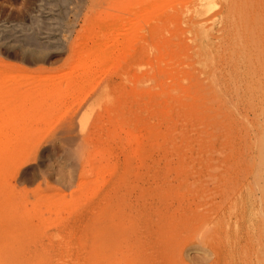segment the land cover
I'll return each instance as SVG.
<instances>
[{"label":"rangeland","instance_id":"374dc122","mask_svg":"<svg viewBox=\"0 0 264 264\" xmlns=\"http://www.w3.org/2000/svg\"><path fill=\"white\" fill-rule=\"evenodd\" d=\"M154 1L161 10L131 44L120 36L104 55L92 41L103 19L117 20L136 0H0V264H142L150 253L155 264L183 256L246 264L252 257L257 219L244 220L242 209L250 178L222 157L219 137L204 139L211 112L192 97L195 45L202 33L220 36L227 0H148L138 8ZM70 48L89 60L101 53L100 66L89 76L71 69ZM181 81L192 86L188 98ZM36 140L42 144L20 175L7 178L30 198H14L4 180L25 149L16 142ZM40 183L52 200L31 193ZM50 184L54 191L45 190Z\"/></svg>","mask_w":264,"mask_h":264},{"label":"bare ground","instance_id":"6f19581e","mask_svg":"<svg viewBox=\"0 0 264 264\" xmlns=\"http://www.w3.org/2000/svg\"><path fill=\"white\" fill-rule=\"evenodd\" d=\"M136 1H137L136 6L133 8H129V7H127V9L124 8L125 10H122V13H120L121 15L119 16L120 18H118L117 20L115 19L111 22H106V20H108V18L111 17V14L107 15L105 20L103 19V22L101 23L99 27L100 30L95 34V38L92 39L94 50L102 52L104 55H107L106 52L109 51V46L110 45L113 46L114 44H116V41L118 40L120 36L124 38L122 40V43L126 45V47L129 46L131 44L132 39L136 36V34L143 30L144 22L149 21L153 15H155L161 10L159 9L161 7L156 6L155 1L154 2H155L156 7L152 9L140 7L139 9L138 6L143 4L144 2L147 3L148 0H136ZM180 2H177L178 4L177 6H179ZM226 2H227L226 19H227L228 24H226V27L219 30L220 33L217 32V34H220V36H215V39L213 40V38L210 37L212 33H210L211 35L206 34V33L201 34L200 33L201 30L199 28L197 30V31L200 30L198 34L199 35L201 34V35L199 36L200 42L197 45H195L196 50L193 49L196 53L193 64L194 66L195 64L197 65L196 70L198 72L195 70L194 73L197 72L198 75L197 76L193 75L192 78L191 76H189V78L194 80L193 84L195 85H193V88L196 87L195 92L193 93L194 96L192 97H195V100H198L199 107L204 108L205 111L211 112V115L205 118V121H207L210 127V131L207 130L206 136H204L205 137L204 139L217 140V138L219 137V140L224 147L223 151L221 152L222 157L227 160H231L233 162L230 165L232 169L240 171V173L242 174L248 175V180L250 178V180L248 181L245 187L246 188L245 191H248L247 195L245 199L242 201V209L245 208L247 211V212H243V219L244 220L248 219L249 221L250 217H254L255 219H257V221H255V234L251 239L252 244L250 243V246H249V249L252 252V257L249 258V262L246 264H264V0H227ZM183 3H185V1H183ZM197 3H199L198 0L194 4H197ZM180 5H182V3H180ZM174 6L176 5L171 6V8H170V5L167 7H169L170 9H173ZM183 6H187V4L186 5L184 4ZM180 8H182V6L177 8L179 9L177 10V12L181 11ZM168 11L169 10L167 8V12ZM171 11L172 10H170L169 12L170 17L172 15ZM173 12L176 15V12L175 11ZM184 12H185V9H184ZM161 14H162V11H161ZM170 17L166 18L165 16L164 19L166 18V20L167 19L169 20ZM155 19L157 18L155 17ZM172 19H170V21ZM182 19L183 20L185 19L184 16H182ZM162 21L163 20L161 19V22ZM157 22L159 23L158 20L155 23ZM165 27L166 26H163L162 28L160 27V29L157 28L158 29L157 35L159 34V30H161L160 33L162 32V29H164L163 31H165ZM199 27H200V24H199ZM177 32L180 33V30ZM162 34H163V37L166 35V33H162ZM167 35L169 36V34ZM197 36L192 37V39L193 38L196 39ZM160 37L161 36H159V38ZM29 39H33V38L30 37ZM169 39H171V37ZM33 42L35 41L33 40ZM38 45L40 46V44ZM167 46L165 45V48ZM175 47L177 48V45ZM175 47L174 49L176 50ZM192 48H195V47H191V49ZM153 49H157V48L153 47ZM153 49L151 50L148 49L147 50L148 52L147 51L146 52L149 53ZM79 50L80 52H84L81 49ZM154 51L159 52L158 50H154ZM188 51L190 50H187V52ZM99 52L98 54H96V56H94V58H91V60H89L90 56L89 58H86L87 53H84L83 55L82 53L78 54L75 48L72 53V49H71V54L72 55L76 54L75 56L77 57L76 59L73 60V63H72L73 66L71 69L75 71L80 70V72H84L85 75L89 76L91 71H95L97 66L98 67L100 66L97 58L99 57V55H102V54L101 53L99 54ZM157 52H150V53L152 55L153 53L156 54ZM179 57L177 58L175 57V58L178 59ZM181 57L186 59V56L184 57V55L183 56L181 55ZM98 59L101 60V58H98ZM172 59H174V57ZM157 61L158 60H156V62ZM178 63L179 62H176V64ZM176 64L175 66L177 68ZM184 64L182 63L181 67ZM173 65H174V62H173ZM180 68H177L178 71ZM192 68H191V71H192ZM29 69L30 68H28V70ZM160 76L162 75L160 74ZM185 78L187 77H184L183 79ZM186 81L188 82V78L186 79ZM184 82H183V86L181 90L188 93L186 96L188 98L192 95L190 93L192 86L190 87V84H189L190 88L188 89L186 86H184ZM187 82H186V85H187ZM169 83H172V82L169 81ZM176 88L177 86H175L174 89ZM74 99L75 98H73V100ZM182 104H185V103H182ZM197 106L198 105H196V103H191V104L186 103V105H184L185 109L187 110L188 108L189 110L191 109L196 110ZM199 137L203 138V136H199ZM16 144L19 145L17 147L19 152L25 147L24 151L27 150L28 158L27 157L25 158V156L23 155L24 151L22 153L20 152L21 154L18 157H16L19 159L14 160V162L12 163V172L10 176L7 175L6 179L4 180L5 185L8 183V179L9 180L14 179L12 174L17 175L19 169L21 168V165L27 162L28 160H30V157H29L31 155L30 151L33 150L34 148L35 149L39 148L42 142L38 140L21 141V142H16ZM16 144L14 145L16 146ZM11 149H13L12 146H11ZM41 186L42 185L40 183L37 189L34 188L36 191L33 190L31 191V193L36 195L37 199H48V198L51 199L52 198L51 195H49L48 192L47 193L44 192V189H42ZM51 186L53 185L50 184L49 186L50 188L48 187V189H45V190L54 191V188L51 189ZM7 188L10 191V194L14 196V198H21L23 195H25L26 197L28 196L30 198L29 196L30 194L28 193L29 194L28 195L27 192H25L26 190L22 192V190L18 189L15 185L11 183L10 185L7 184ZM56 188H59V187L56 186ZM68 195L70 196V194ZM0 203H1V193H0ZM53 238H55V235ZM242 246H244V244H242ZM252 247H253V251H252ZM245 249H246V246H245ZM150 254L148 257L146 255L144 259H140L139 262H141L142 264H155L157 261ZM3 257H7V256L4 255ZM183 257H181L180 261L176 264H199L209 259V256H192L190 259L189 258L186 259ZM114 261L115 262H113V264H116V259H114ZM128 261L130 262L131 259ZM129 262H127V264ZM101 264H112V263L108 262V263H101Z\"/></svg>","mask_w":264,"mask_h":264}]
</instances>
